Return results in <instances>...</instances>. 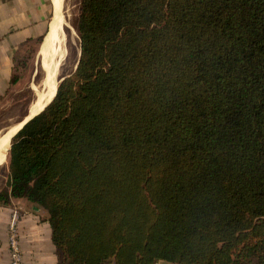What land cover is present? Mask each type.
I'll list each match as a JSON object with an SVG mask.
<instances>
[{
    "label": "trees",
    "instance_id": "1",
    "mask_svg": "<svg viewBox=\"0 0 264 264\" xmlns=\"http://www.w3.org/2000/svg\"><path fill=\"white\" fill-rule=\"evenodd\" d=\"M77 34L0 205L57 264H264V0H81Z\"/></svg>",
    "mask_w": 264,
    "mask_h": 264
},
{
    "label": "crops",
    "instance_id": "2",
    "mask_svg": "<svg viewBox=\"0 0 264 264\" xmlns=\"http://www.w3.org/2000/svg\"><path fill=\"white\" fill-rule=\"evenodd\" d=\"M52 14L51 0H0V97L9 86L17 48L45 35ZM15 211L20 215L19 247L23 264H57L46 212L24 199H11L9 205H0V264H10L7 225Z\"/></svg>",
    "mask_w": 264,
    "mask_h": 264
},
{
    "label": "rangeland",
    "instance_id": "3",
    "mask_svg": "<svg viewBox=\"0 0 264 264\" xmlns=\"http://www.w3.org/2000/svg\"><path fill=\"white\" fill-rule=\"evenodd\" d=\"M80 4L81 0H64L63 2L64 55L57 70V86L64 77L70 76L75 71L78 62L80 48L77 26ZM44 37L45 35L22 44L13 56L9 86L0 97V135L10 127L23 122L29 108L37 99L38 92H42L45 88V59L41 51ZM7 165L8 160L0 166V193L6 187Z\"/></svg>",
    "mask_w": 264,
    "mask_h": 264
},
{
    "label": "bare ground",
    "instance_id": "4",
    "mask_svg": "<svg viewBox=\"0 0 264 264\" xmlns=\"http://www.w3.org/2000/svg\"><path fill=\"white\" fill-rule=\"evenodd\" d=\"M53 6V14L45 34L42 44L43 56L45 59V88L42 92H38L37 99L28 110L27 117L15 126L7 129L0 135V166L6 163L7 151L10 146L12 136L22 127L24 122L35 116L39 110L50 102L54 97L57 89L56 75L59 62L64 55V34L62 28L63 22V2L64 0H51ZM69 30V28H68ZM77 37V36H76ZM72 43V42H71ZM72 45V44H71ZM75 45V44H74ZM42 54V53H41ZM63 60V59H62ZM44 108V107H43Z\"/></svg>",
    "mask_w": 264,
    "mask_h": 264
},
{
    "label": "built area",
    "instance_id": "5",
    "mask_svg": "<svg viewBox=\"0 0 264 264\" xmlns=\"http://www.w3.org/2000/svg\"><path fill=\"white\" fill-rule=\"evenodd\" d=\"M20 215L13 212L7 225V244L10 264H23L22 253L19 247L18 222Z\"/></svg>",
    "mask_w": 264,
    "mask_h": 264
},
{
    "label": "water",
    "instance_id": "6",
    "mask_svg": "<svg viewBox=\"0 0 264 264\" xmlns=\"http://www.w3.org/2000/svg\"><path fill=\"white\" fill-rule=\"evenodd\" d=\"M79 42H80V40H79ZM79 48H80V47H79ZM79 57H80V53H79ZM78 60H79V58H78ZM77 64H78V62H77ZM75 69H76V67H75ZM62 80H63V79H62ZM53 98H54V97H53ZM53 98H52V99H53ZM52 99H51V101H52ZM51 101H50V102H51ZM50 102H48V103L44 106V108H45ZM44 108H43V109H44ZM43 109H42L40 112H42ZM40 112H39V113H40ZM39 113H37L36 115H38ZM36 115H35V116H36ZM33 117H34V116H33ZM33 117H31L30 119H32ZM30 119H29V120H30ZM29 120H27L26 122H24V124L27 123ZM24 124H23V125H24ZM23 125H22V127H23ZM22 127H21V128H22ZM21 128H20V129H21ZM20 129H19V130H20ZM19 130H18V131H19ZM18 131H17V132H18ZM17 132H16V133H17ZM16 133H15V134H16ZM15 134H14V135H15ZM14 135H13V136H14ZM13 136H12V137H13ZM11 139H12V138H11ZM9 148H10V146H9Z\"/></svg>",
    "mask_w": 264,
    "mask_h": 264
}]
</instances>
